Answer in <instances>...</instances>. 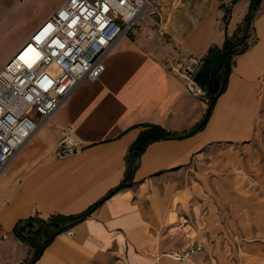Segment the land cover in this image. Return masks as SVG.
Returning a JSON list of instances; mask_svg holds the SVG:
<instances>
[{"label": "crops", "instance_id": "0c3cea01", "mask_svg": "<svg viewBox=\"0 0 264 264\" xmlns=\"http://www.w3.org/2000/svg\"><path fill=\"white\" fill-rule=\"evenodd\" d=\"M221 1L160 0L159 18L119 39L101 75L83 81L8 163L0 264L35 254L14 235L18 221L82 213L118 186L130 145L150 124L181 138L148 144L132 183L67 227L71 235L57 234L33 264H264V0L247 31L251 0H227L228 8ZM245 32L248 48L231 58L224 91L189 134L210 95L201 84L204 94L192 92L176 72ZM67 125L83 146L57 157ZM192 239L201 252L175 259Z\"/></svg>", "mask_w": 264, "mask_h": 264}, {"label": "built area", "instance_id": "2783aa9c", "mask_svg": "<svg viewBox=\"0 0 264 264\" xmlns=\"http://www.w3.org/2000/svg\"><path fill=\"white\" fill-rule=\"evenodd\" d=\"M160 12L159 0H64L33 29L0 67V176L82 82L101 75L116 42ZM190 60L184 71L174 72L191 82L192 92L204 94L194 75L206 59ZM82 146L67 125L61 128L55 155L68 156ZM65 232L73 233L72 228ZM201 250L192 239L174 257L183 261Z\"/></svg>", "mask_w": 264, "mask_h": 264}, {"label": "trees", "instance_id": "16d2710c", "mask_svg": "<svg viewBox=\"0 0 264 264\" xmlns=\"http://www.w3.org/2000/svg\"><path fill=\"white\" fill-rule=\"evenodd\" d=\"M258 4L259 0H251L250 2L249 12L246 16V31L248 30L247 28H249V22L252 19ZM247 36L248 35L245 32L241 37L236 39L226 37L223 48L221 50L222 66L216 74V78L219 82V87L215 92H207L210 95V100L205 117L198 125L195 126L192 131H190L189 134H193L194 132L199 131L204 126L211 112L216 97L221 94L226 87L227 73L230 67L231 58L235 55L243 53L248 48V44L246 42ZM171 138H181V136L173 135L158 125L150 124L144 130H142L136 140L130 145L128 149V154L126 156V172L124 179L118 186L109 191L104 197H102L99 201L94 203L82 213L69 216L52 215L47 219L30 217L26 220L18 221L13 228L14 235L21 242L29 244L35 249L34 256L25 264H33V262L39 257L41 252L44 250V248L51 242V240L57 234L61 233L67 227L72 226L80 220L84 219L87 215L97 209L103 203V201L111 194L131 184L134 171L138 165L139 157L144 151V149L148 146V144L161 139ZM30 222L33 223L32 226L27 225V223Z\"/></svg>", "mask_w": 264, "mask_h": 264}, {"label": "rangeland", "instance_id": "374dc122", "mask_svg": "<svg viewBox=\"0 0 264 264\" xmlns=\"http://www.w3.org/2000/svg\"><path fill=\"white\" fill-rule=\"evenodd\" d=\"M63 1L0 0V67L4 59L16 48L19 39L31 32L40 20L43 21ZM172 220L174 221L175 217Z\"/></svg>", "mask_w": 264, "mask_h": 264}, {"label": "water", "instance_id": "95a60500", "mask_svg": "<svg viewBox=\"0 0 264 264\" xmlns=\"http://www.w3.org/2000/svg\"><path fill=\"white\" fill-rule=\"evenodd\" d=\"M222 66V52L216 49L211 55L206 58L205 64L202 65L194 75V80L199 84L205 86L209 92L217 91L219 87L216 74ZM32 226V223H28Z\"/></svg>", "mask_w": 264, "mask_h": 264}, {"label": "bare ground", "instance_id": "6f19581e", "mask_svg": "<svg viewBox=\"0 0 264 264\" xmlns=\"http://www.w3.org/2000/svg\"><path fill=\"white\" fill-rule=\"evenodd\" d=\"M15 64L17 63V62H14Z\"/></svg>", "mask_w": 264, "mask_h": 264}]
</instances>
